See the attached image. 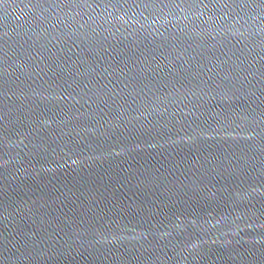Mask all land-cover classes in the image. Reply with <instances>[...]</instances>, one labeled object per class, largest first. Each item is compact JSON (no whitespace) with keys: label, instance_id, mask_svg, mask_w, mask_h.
Returning <instances> with one entry per match:
<instances>
[{"label":"water","instance_id":"1","mask_svg":"<svg viewBox=\"0 0 264 264\" xmlns=\"http://www.w3.org/2000/svg\"><path fill=\"white\" fill-rule=\"evenodd\" d=\"M0 264H264V0H0Z\"/></svg>","mask_w":264,"mask_h":264}]
</instances>
